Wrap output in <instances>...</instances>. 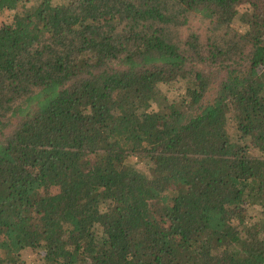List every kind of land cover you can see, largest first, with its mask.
Wrapping results in <instances>:
<instances>
[{
	"label": "trees",
	"instance_id": "16d2710c",
	"mask_svg": "<svg viewBox=\"0 0 264 264\" xmlns=\"http://www.w3.org/2000/svg\"><path fill=\"white\" fill-rule=\"evenodd\" d=\"M0 10V264H264V0Z\"/></svg>",
	"mask_w": 264,
	"mask_h": 264
},
{
	"label": "rangeland",
	"instance_id": "374dc122",
	"mask_svg": "<svg viewBox=\"0 0 264 264\" xmlns=\"http://www.w3.org/2000/svg\"><path fill=\"white\" fill-rule=\"evenodd\" d=\"M54 1L59 2L63 0H54ZM243 9L244 8H242L241 10ZM7 17H8V12L0 10V24ZM236 22H239V20L237 19ZM186 85H187L186 80L180 78L178 80H175V82H172V83H167V84L162 83L160 86L162 90L166 93V95L168 96V99L169 98L172 99V98L182 95L186 89ZM153 106L154 108H158L157 103H154ZM138 166L143 167V168L147 167L145 163H141V162L138 163ZM57 190L58 188L56 186H52L49 189L50 192H55ZM19 264H49V263L43 257V251H31L22 256V261H20Z\"/></svg>",
	"mask_w": 264,
	"mask_h": 264
}]
</instances>
